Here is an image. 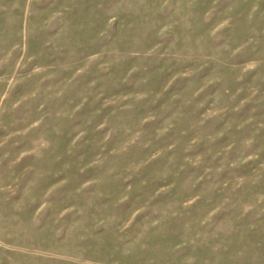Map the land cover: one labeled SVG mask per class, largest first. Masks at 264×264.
I'll use <instances>...</instances> for the list:
<instances>
[{
  "label": "rangeland",
  "instance_id": "374dc122",
  "mask_svg": "<svg viewBox=\"0 0 264 264\" xmlns=\"http://www.w3.org/2000/svg\"><path fill=\"white\" fill-rule=\"evenodd\" d=\"M0 264H264V0H0Z\"/></svg>",
  "mask_w": 264,
  "mask_h": 264
}]
</instances>
